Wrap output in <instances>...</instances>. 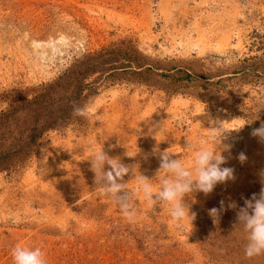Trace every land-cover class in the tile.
<instances>
[{"label": "rangeland", "instance_id": "obj_1", "mask_svg": "<svg viewBox=\"0 0 264 264\" xmlns=\"http://www.w3.org/2000/svg\"><path fill=\"white\" fill-rule=\"evenodd\" d=\"M77 95L69 120L60 117ZM85 105L86 118L73 116ZM262 109L264 0H0V264H14L17 244L40 247L47 264H264L245 256L238 208L216 223L209 215L222 200L244 207L264 186V142L251 135ZM47 114L58 115L55 127L31 143ZM221 124L231 131L222 167L235 180L186 196L194 220L178 224L171 206L138 192L129 222L97 188L93 148L158 190L154 149L191 168L187 139L199 146ZM134 179L124 178L129 191Z\"/></svg>", "mask_w": 264, "mask_h": 264}, {"label": "clouds", "instance_id": "obj_2", "mask_svg": "<svg viewBox=\"0 0 264 264\" xmlns=\"http://www.w3.org/2000/svg\"><path fill=\"white\" fill-rule=\"evenodd\" d=\"M30 100L31 97L29 96ZM264 110V109H262ZM89 108L87 105L75 106L73 116L87 117ZM245 126V125H244ZM243 126V127H244ZM243 127L232 131L239 132ZM212 133L215 143L208 146L209 137L201 136L198 140L199 146L187 139L185 151L193 154V166L187 167L183 160L169 149L161 151L158 147L154 149V154L159 158L160 167L157 170V178L164 173L157 190L152 183L142 174H137L135 167L123 164L119 158L110 157L104 148L99 150L93 148V155L90 159L91 170L95 174V183L102 194L119 205L122 216L129 222H134L136 211L131 203L138 192H142L150 206H159L161 209L171 206L170 215L174 222L178 224L191 217L195 219V213L190 212L189 205L185 202V197L193 192H202L205 196L213 193L219 184H227L234 181V169L222 167L227 163L224 155L230 152L231 145L223 141L227 139L226 132L219 126L208 129ZM253 137L264 142V122L259 128H254L251 132ZM237 159L243 164L247 156L241 152ZM134 174L138 187L135 191H129L128 183L124 178L129 174ZM264 176V173H262ZM264 185V180H262ZM244 207H239L234 201L225 207L222 200L220 208H212L209 215L216 223L220 219L221 213L228 208L236 212L237 226H242L246 233L247 243L244 248L245 256L249 259L264 255V186L259 194H253L251 199H244ZM14 264H47L46 254L40 247L28 248L17 244L11 252Z\"/></svg>", "mask_w": 264, "mask_h": 264}, {"label": "trees", "instance_id": "obj_3", "mask_svg": "<svg viewBox=\"0 0 264 264\" xmlns=\"http://www.w3.org/2000/svg\"><path fill=\"white\" fill-rule=\"evenodd\" d=\"M59 85H61V81H56L51 85L45 86L43 88L44 94L37 95L30 102L26 103V106L27 105H35L38 102H41V99H43V97H45L46 95L50 96L49 91L55 90L57 87H59ZM78 98H79V95L74 96L73 98L71 97L70 99L69 98L67 99V103H65V105L62 106L63 109H60V111L62 112V114H60V117H63L65 119L69 120V117H65V115L71 111L73 102L76 101V99H78ZM61 99L66 101V96H62ZM47 115L48 116L45 115L46 119H43L42 123H41V120H39L40 116H37L35 118L34 129H32V131L29 133V141L31 143L36 141V138H38L44 131L50 129L51 127H55L54 124L56 123V118H58V115H56V116H51L50 114H47ZM37 122L41 123V125L38 129L36 128Z\"/></svg>", "mask_w": 264, "mask_h": 264}]
</instances>
